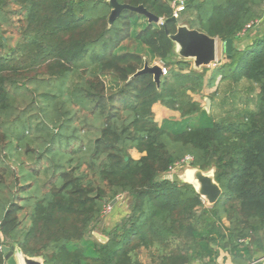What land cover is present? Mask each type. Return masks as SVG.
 I'll return each instance as SVG.
<instances>
[{
    "label": "trees",
    "instance_id": "16d2710c",
    "mask_svg": "<svg viewBox=\"0 0 264 264\" xmlns=\"http://www.w3.org/2000/svg\"><path fill=\"white\" fill-rule=\"evenodd\" d=\"M175 1L117 0L158 22L109 24V0H0V264L4 246L44 264H215L264 240V0H187L174 21ZM179 26L233 40L231 57L195 69ZM146 63L167 69L159 86L136 75ZM188 157L215 175L212 207L168 176Z\"/></svg>",
    "mask_w": 264,
    "mask_h": 264
},
{
    "label": "water",
    "instance_id": "95a60500",
    "mask_svg": "<svg viewBox=\"0 0 264 264\" xmlns=\"http://www.w3.org/2000/svg\"><path fill=\"white\" fill-rule=\"evenodd\" d=\"M109 4L112 6L109 24H112L113 20L119 17L125 9L133 10L146 16L149 22H158V18L152 13H149L143 6L135 8L128 5H121L118 4L117 0H109ZM173 20L176 21V17H173ZM167 35L169 39L176 44V54L182 59L192 61L195 69L209 68L212 64L217 62L219 42L217 38H212L186 26H179L175 34H170L167 31ZM233 45L234 41L231 39H228L225 43L224 50L227 58L231 57ZM146 73L154 76V80L158 86L161 84V77L163 76L161 65L156 64L149 66V64L146 63L144 69L139 71L136 75ZM210 105L211 100L208 99L207 107L205 108L207 112L210 110ZM190 164L191 162H188V165ZM183 176L184 179L182 181L194 186L196 192L200 194L208 206L212 207V205H215L222 198V190L215 180L213 171L205 173L196 168H189ZM170 179H172V177H170ZM105 202L108 203V200L106 199ZM117 202L118 199L110 203V207L113 208ZM94 236L103 243L107 241V238L99 233H94ZM2 249L8 264H44L42 259L27 257L16 247L4 246Z\"/></svg>",
    "mask_w": 264,
    "mask_h": 264
},
{
    "label": "crops",
    "instance_id": "0c3cea01",
    "mask_svg": "<svg viewBox=\"0 0 264 264\" xmlns=\"http://www.w3.org/2000/svg\"><path fill=\"white\" fill-rule=\"evenodd\" d=\"M258 29H259L258 30L259 33H264V13H263L262 18L258 22ZM220 44L223 46L222 55H223L224 61H225V59L227 58L226 53H225V50H224L225 43H222L219 40V42H218V49L220 47ZM217 53L219 54V51L218 50H217ZM218 54H217V57H218ZM216 63H214L212 65H216ZM214 67H211V68H214ZM156 107H162V106L156 105L154 107V110H155ZM164 110H166V109H164ZM166 111H168V110H166ZM168 112H170V111H168ZM172 116H178V114L175 113ZM134 154L140 155L136 150H134V151L131 152V157L132 158H135ZM136 159H139V157L136 158ZM115 206L117 207V205H115ZM115 206L113 208L116 209ZM115 209H113V210H115ZM119 219H117V221ZM117 221H115L114 225L117 223ZM114 225H110V227H113ZM225 225L228 226V223L226 221H225ZM247 243L250 244V246H251V249H250L251 252H250V254L249 255H246L244 253H241L240 255H238L236 257V260H234L232 254L229 251V248L227 246L218 247L216 249L218 252H217L216 256L214 257V263L215 264H240L241 262L242 263L245 262V264H264V240H260L258 238H254L253 237L252 240H249V242H247ZM196 263L201 264L199 261H196L194 264H196Z\"/></svg>",
    "mask_w": 264,
    "mask_h": 264
},
{
    "label": "rangeland",
    "instance_id": "374dc122",
    "mask_svg": "<svg viewBox=\"0 0 264 264\" xmlns=\"http://www.w3.org/2000/svg\"><path fill=\"white\" fill-rule=\"evenodd\" d=\"M222 50H223V46L220 44V47L218 49L219 54L217 57V63H219L220 61L223 62L224 61V57L222 55ZM226 60V59H225ZM220 62V63H221ZM216 63V64H217ZM215 65H212L211 67H214ZM211 90H209L208 92L205 93L204 98L195 96V98L199 99V101L203 104V106L206 108L207 107V102H208V96L210 94ZM155 118L159 121L162 122L164 119H168L171 118L172 115H174L175 113H171L168 112L166 110H164L162 107H156L155 108ZM135 158L140 157V155L134 154ZM190 167L188 164L185 165H178L176 166L172 172H170V174L168 175L169 177H172V180L174 178H179L181 180L184 179V173L186 172V170H188ZM119 205L116 207L115 210H110L109 212H107L106 216V224L108 227H110V225H114L115 221H117V219H119L121 217V215L124 213L125 211V206L127 204V201L124 197H122L120 199V201H118Z\"/></svg>",
    "mask_w": 264,
    "mask_h": 264
},
{
    "label": "built area",
    "instance_id": "2783aa9c",
    "mask_svg": "<svg viewBox=\"0 0 264 264\" xmlns=\"http://www.w3.org/2000/svg\"><path fill=\"white\" fill-rule=\"evenodd\" d=\"M186 1L187 0H176L175 2H174V4H173V8H174V17H178V15H179V13L180 12H182V11H184L185 10V8H186V5H187V3H186ZM162 70H163V76H166L167 75V69L166 68H164L163 66H162ZM192 161V159L190 158V157H188V158H186V160L183 162V164L185 165V164H188V162H191ZM180 165H182V164H180ZM178 166V165H177ZM175 168V167H174ZM173 168V169H174ZM173 169L171 170V172L173 171ZM111 210V207L109 206L107 209H106V212L105 213H107V212H109ZM5 264H8V261L6 260V263Z\"/></svg>",
    "mask_w": 264,
    "mask_h": 264
}]
</instances>
